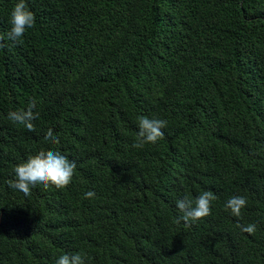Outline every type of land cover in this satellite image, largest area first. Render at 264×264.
Here are the masks:
<instances>
[{"label":"trees","instance_id":"obj_1","mask_svg":"<svg viewBox=\"0 0 264 264\" xmlns=\"http://www.w3.org/2000/svg\"><path fill=\"white\" fill-rule=\"evenodd\" d=\"M18 2L0 0V264H264V0H25L12 41ZM33 101V130L8 119ZM141 116L167 126L135 148ZM40 150L71 183L10 188ZM204 191L210 215L178 222Z\"/></svg>","mask_w":264,"mask_h":264},{"label":"clouds","instance_id":"obj_2","mask_svg":"<svg viewBox=\"0 0 264 264\" xmlns=\"http://www.w3.org/2000/svg\"><path fill=\"white\" fill-rule=\"evenodd\" d=\"M35 16L27 8L25 0H19L15 4L10 18L11 28L7 33V38L12 41H18L27 29L34 26ZM4 40V36L0 35V41ZM0 47H4L0 43ZM36 102L33 101L27 110L9 111L8 119L14 123L23 125L29 131L33 130L32 121L39 116L38 112H34ZM167 126V121L163 119L149 118L141 116L138 119L137 140L133 144L135 148H143L145 144L156 143L163 137V128ZM45 140L53 144H59V136L49 129L45 135ZM76 169L75 161L69 160L67 156L59 151L40 150L35 155H29L25 161L19 163L14 168V178L9 179L7 184L10 188L22 192L25 196L30 194V188L36 185L54 186L57 189L67 187L73 178ZM93 191L85 193V198L94 197ZM215 195L211 191H204L194 200L184 197L176 201V207L181 213L179 220L185 223L198 221L210 215L211 202L215 199ZM247 200L243 196H232L225 204V208L230 210L232 215L239 217L241 210L246 207ZM239 226V225H238ZM241 231L253 234L256 231L255 224L239 226ZM56 264H85L84 257L79 253L63 254Z\"/></svg>","mask_w":264,"mask_h":264}]
</instances>
